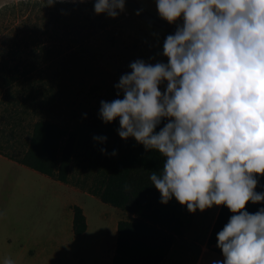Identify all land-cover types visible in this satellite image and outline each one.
Returning <instances> with one entry per match:
<instances>
[{
    "label": "clouds",
    "instance_id": "clouds-1",
    "mask_svg": "<svg viewBox=\"0 0 264 264\" xmlns=\"http://www.w3.org/2000/svg\"><path fill=\"white\" fill-rule=\"evenodd\" d=\"M57 2L66 0L45 6ZM156 6L161 19L176 24L163 43L168 62H130L131 71L114 85L123 98L101 100L98 116L105 124L119 117L121 139L134 138L164 158L149 177L161 204L174 197L190 213L213 205L233 213L217 233L224 259L211 264H264V207L244 210L249 201L264 202V192L255 191L264 176V0H157ZM125 11V0L94 3L96 15L115 19ZM93 140L103 144L107 137Z\"/></svg>",
    "mask_w": 264,
    "mask_h": 264
},
{
    "label": "rangeland",
    "instance_id": "rangeland-1",
    "mask_svg": "<svg viewBox=\"0 0 264 264\" xmlns=\"http://www.w3.org/2000/svg\"><path fill=\"white\" fill-rule=\"evenodd\" d=\"M23 1L26 0H0V10ZM125 2L126 11L115 19L94 14L95 0L77 2L82 8L74 21L76 31L62 30L65 42L74 34L77 53L84 56L82 60L87 64L85 72L78 73L79 68L77 76L69 80L68 94L63 96L57 112L46 113L47 117L64 124L68 131L79 132L69 182H59L0 155V264H5L6 259H11L13 264H112L116 246L113 240L103 242L102 231L109 228L115 236L116 219H136L87 195H93V187L100 186L105 155L99 149L104 148L120 127L119 117L109 124L99 118L100 101L123 98L122 94L117 97L114 85L122 74L131 71L130 62L136 59L168 62L162 55L163 43L168 35L174 34L176 24L159 17L157 0ZM141 8L142 13L135 15ZM176 23L182 24L183 16ZM166 84V81L161 84L162 92ZM19 117L21 125L15 123L14 127L9 114L0 113V146L10 154L26 149L30 123L37 118L31 112ZM96 135L106 136V143L95 142ZM73 203L84 207L89 214L91 229L87 236H71L73 229L67 218ZM188 213L186 209L183 231L192 227L194 213L192 216ZM200 226L201 223L196 228L197 234L206 230L204 226L199 232ZM206 241L178 239L175 252L180 258L172 264H197L198 252ZM108 253H112L111 257L103 262ZM209 255L202 264H211L216 255Z\"/></svg>",
    "mask_w": 264,
    "mask_h": 264
},
{
    "label": "trees",
    "instance_id": "trees-1",
    "mask_svg": "<svg viewBox=\"0 0 264 264\" xmlns=\"http://www.w3.org/2000/svg\"><path fill=\"white\" fill-rule=\"evenodd\" d=\"M46 3L47 0H26L0 10V113L9 114L14 127L15 123L21 125L22 114L31 112L37 116L30 123L26 149L10 154L0 146V155L68 183L79 132L68 131L46 113L57 112L63 96L68 94L69 80L77 76L79 68L78 73L87 68L84 56L77 53L74 34L67 42L62 34L63 29L76 31L74 21L82 5L57 2L48 7ZM62 10L66 14H61ZM160 127L163 122L155 131ZM104 148L109 153L117 149L118 155L104 156L100 186L93 187L91 193L136 218L119 221L112 264H161L176 236L183 234L187 209L174 197L166 205L159 202L161 194L149 177L151 171L162 169L164 158L156 151L145 152L134 138L121 139L117 132ZM258 180L255 191L264 192V176ZM261 207L264 202L249 201L244 210L255 213ZM73 211V231L79 236L88 229L87 217L79 205H74ZM232 215L222 205L208 239L209 247L220 255L217 233Z\"/></svg>",
    "mask_w": 264,
    "mask_h": 264
},
{
    "label": "crops",
    "instance_id": "crops-1",
    "mask_svg": "<svg viewBox=\"0 0 264 264\" xmlns=\"http://www.w3.org/2000/svg\"><path fill=\"white\" fill-rule=\"evenodd\" d=\"M76 191H78V190H76ZM87 195H89L91 197L98 198L95 195H90V194H87ZM74 205H78V204L73 203L71 205V213L69 214V216L67 218L69 225L72 226V229H73V223H74V211H73V206ZM221 207H222V205H219V206L213 205L211 208H207V209H205L203 211H200L199 209H197V211L193 215L192 227L190 229L189 228L184 229L183 234L179 238H176V242H177L178 239H181V240H196L197 238H199L200 240H204V239L207 240L206 244L203 245L202 249L199 250V252H198L197 264H202L204 259L206 258V256L208 254L216 255V256H213V260L214 259H218L217 258L218 256L221 257L220 259H222V260L224 259V257L222 255L216 253L208 245L209 236L211 234L212 228H213V226L215 224V221H216V219L218 217V214H219V211H220ZM82 208H83V210L85 212V215L87 217L88 229H87V231L84 234L79 235L78 237L89 235V232H90V229H91V221L89 219V214L87 213V211L85 210L84 207H82ZM118 223H119V221H117V219H116L115 229H117V233L115 234V236L112 234L111 229H109V228L102 231V233H103V237H102L103 242H105L106 240H113L114 246H116L117 237H118ZM199 223H201V226L199 228V230H200L199 232H201L202 227L205 226L206 230H205L204 233H201V234H197L196 233V228L199 225ZM71 236H73V237L76 236L74 234L73 230L71 232ZM176 242H175L172 250L170 251L169 255L166 257V259L161 264H172L178 258H180V255L177 254V252H175ZM38 251L40 253H42V249H39ZM187 254H188V252H187ZM111 255H112V253H108L106 258L103 260V262H105L108 259V257H111ZM36 258H39V256L36 257Z\"/></svg>",
    "mask_w": 264,
    "mask_h": 264
}]
</instances>
